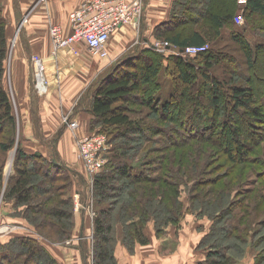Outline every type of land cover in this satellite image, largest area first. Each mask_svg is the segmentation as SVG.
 Returning a JSON list of instances; mask_svg holds the SVG:
<instances>
[{
    "label": "trees",
    "instance_id": "obj_1",
    "mask_svg": "<svg viewBox=\"0 0 264 264\" xmlns=\"http://www.w3.org/2000/svg\"><path fill=\"white\" fill-rule=\"evenodd\" d=\"M215 1L177 0L175 31L160 36L180 52L187 47L208 45L206 52L192 59L164 56L156 52L145 57L138 65L117 64L111 76L104 78V85L98 87L95 93L92 100V114L95 116L92 130L98 125L101 130L97 133L106 134L111 143L119 139L112 149L109 168L99 172L94 181V205L99 208L95 220L98 237L96 264H117L113 254L115 210L112 211L110 200L118 199L120 192L124 197V208L119 215L125 223L126 240L132 252L137 244L149 243L145 227L150 222H153L160 236L168 234L171 225L175 228L180 226L185 205L179 196L184 186L189 189L190 203L192 200L203 202L204 196H209L210 203L207 205L212 212L221 208L216 219L219 220L218 216L225 213L227 215L221 227H217L219 223L215 225L214 220L207 238L201 243L213 249L211 252L215 259L219 258L218 262L213 258L205 264H229L226 260L229 250L247 244L248 239H252L253 235L256 237L258 228L264 225V220L257 218L258 210L264 206V158L259 156L252 159L257 142L264 138V97L262 93L258 94L259 89L234 84L233 80H221L212 71L220 61L234 59L238 66L244 63L251 72H256V63L264 55V44L261 42L252 46L245 31L236 28L237 0ZM245 8L247 26L252 28L249 18L259 17V22L253 23L257 26V31L254 30L257 35L264 34V0H249ZM194 15L198 18L195 19ZM183 16L186 17L184 20ZM201 19H204V25L195 27ZM8 27L9 21L0 4V134L7 133L8 138L7 141H0L3 152L15 145L18 130L14 106L4 83L9 53ZM226 36L238 45L245 60L243 63L215 48ZM163 70L166 76L171 77L173 93L170 99L161 102L156 96L161 89L160 75ZM195 88L197 92L194 94L192 90ZM200 97L205 99L206 104L203 105ZM137 103L153 111L158 109L162 120L171 122L169 127L158 125L157 120L147 121L149 114L143 118H133L131 112L135 109L131 104ZM156 136L166 137L154 139ZM131 142L143 146H158L161 143L162 147H142L144 157L139 161L140 165H135L129 162L134 155L131 154L132 150L136 149ZM194 142L211 145L212 149L206 153L208 166L211 157L222 153L226 155L227 159L220 164L226 166V171L207 180L197 181L196 175H190L187 151ZM174 150H181V155L174 154ZM201 151L203 153L204 150ZM169 153H172L171 156ZM54 158L56 161H49L41 153L30 154L18 143L14 162L16 175L8 188L7 199L14 200L18 208L25 207L29 223L43 235L44 229L49 228L55 235L48 234L52 238L49 239L58 241L72 236L75 213L71 186L62 175L63 171L72 170L64 167L58 156ZM256 163H261L263 169L252 170L251 175L247 173L248 167ZM198 167L199 164L194 163L192 173L196 170L205 173L206 169L203 172V168ZM53 168L61 170V174H57L60 171L53 172ZM255 174L256 177L252 179ZM244 184L246 186L243 188ZM208 187L211 188L206 191ZM197 188L200 191L195 193ZM223 195L229 197L227 202L222 200ZM247 199L248 203L244 201ZM238 205L244 210L240 209L235 216L236 211L232 210ZM186 208L190 213L191 208ZM203 212L202 209L198 215L202 216ZM233 216L235 221L232 220ZM48 236L43 237L48 239ZM211 237H214L213 242L210 241ZM228 240L232 242L227 243ZM253 248L257 249V246ZM263 251L264 248L259 255L256 254V264L264 261ZM0 264L59 263L40 241L21 235L0 245Z\"/></svg>",
    "mask_w": 264,
    "mask_h": 264
},
{
    "label": "crops",
    "instance_id": "obj_2",
    "mask_svg": "<svg viewBox=\"0 0 264 264\" xmlns=\"http://www.w3.org/2000/svg\"><path fill=\"white\" fill-rule=\"evenodd\" d=\"M38 1L0 0L5 9L4 14L9 18L8 38L12 39L6 61V78L9 81L8 90L17 118V137L22 139L65 137L69 130L71 131L64 123V117L68 115H71L72 121L78 122V134L88 135L93 131L92 122L95 119L92 114L93 98L92 95L90 96L93 84L88 90L89 81L85 83L88 72L91 71L94 81L104 72L107 73L105 77L111 76L117 64L125 61L126 64L138 65L148 55L166 50H158L156 43L168 42L160 37L161 34L175 31L174 15L177 0H143L139 20L134 24L123 25L112 34L108 43L109 57L104 59L105 65L102 69H95L92 66L91 61L94 57L88 56L84 50H77L78 44L81 43L75 44L72 48L53 50L50 36L51 23L61 25L65 35H68L71 32L70 13L82 0H48L46 3H38ZM31 5H33L31 12L27 15L26 11ZM236 8V14L239 13L240 8L246 9L241 7L238 1ZM193 17L198 18L197 15ZM185 18L183 16V20ZM202 25L204 19H201L195 27ZM168 43L170 50L178 51L175 45ZM34 56H39L44 65L48 85L45 94H39L35 87ZM164 64L166 65L167 62L165 61ZM82 74L85 78H79ZM85 90L86 93L83 95ZM83 96L88 98L87 104L79 103ZM185 217L178 234L177 228L168 229L167 236L176 238L173 244L170 245L169 241L166 244V241H158L156 238L157 241L150 246L138 244L133 255H129L123 247H119V264H205L215 259L211 252L213 249L200 245L205 233L209 232V226L206 227V232H193L192 226L188 224L192 223V217L189 215ZM202 223L203 221L197 226H202ZM82 229L83 226L81 231ZM254 255L253 252L246 251L243 259L227 255L226 260L229 264L254 263L253 258L256 257ZM218 260L219 258L215 259L217 262Z\"/></svg>",
    "mask_w": 264,
    "mask_h": 264
},
{
    "label": "rangeland",
    "instance_id": "obj_3",
    "mask_svg": "<svg viewBox=\"0 0 264 264\" xmlns=\"http://www.w3.org/2000/svg\"><path fill=\"white\" fill-rule=\"evenodd\" d=\"M0 4L3 6V4L1 2H0ZM33 5H31L30 8L27 9V11H26L27 15L30 14L31 8ZM239 12L242 13L244 18H245L246 9L240 8ZM26 13H24V15ZM24 15H23V17H24ZM7 19H9V18L7 17ZM258 19H259V17L249 18V20L251 21V27L252 28H249L250 26H247L246 23L236 25V28L238 30L245 31L244 34L247 36V38L250 41V43L252 44V46H257L258 43H261V42H263L262 44H264V40H263L264 34L257 35L256 34L257 33L256 32L257 26H254V24H253L254 21H257V23H258L259 22ZM24 20H23V22H24ZM9 30H10V27H8V34H9ZM16 31L18 32V28ZM225 32H227V31H225ZM15 38L16 37L14 36V39ZM8 40L10 41V46H9V49H10L12 39L8 38ZM81 44H78L79 47L77 50H84L85 52H87L86 54L88 56L94 57L95 60L94 59L92 61L90 60L92 62V66L95 69L104 68V65H105L103 62L104 59L93 56L90 53L87 46L83 43H81ZM234 47H235V50H233ZM215 48L221 50L222 52L227 53L230 56L233 55L232 58L236 57V60L240 59L239 60L240 64L245 61L243 58V54L240 52V50H238V45H236L235 41H233L228 36L223 38L221 42L217 43ZM170 49L171 48H168L164 51H159V54L164 55V56L173 55V56H177V57H181V58H185V59H192V58L196 57V56L195 57L194 56L193 57L184 56L183 54L180 53V51H175L174 49L173 50H170ZM97 59L100 62L96 61ZM122 61H124V59H122ZM168 65H169V63H168ZM212 71H213V74L221 80H223V79H227L228 81L233 80L234 84L237 83L239 85H242L243 87H247V86L251 85L252 88L259 89L258 94L262 93L261 95H263V97H264V85L262 84V83H264V55H262L260 57L259 62L256 63V69H255L256 72H254L255 74L253 72H251V70L247 66H245L244 63L241 64V66H238L237 62L234 59L225 60L223 62L220 61L218 63V65L216 64V66L214 67V69H212ZM163 72H164V70H163ZM87 75H86L87 78H85L83 74L80 75L81 77H79V78H85V83L87 81H89L87 84L88 90L91 87L90 85L93 84L91 91H90V96L92 95V98L94 99V96H95V93L97 92L98 87L104 85L103 84L104 80H105L104 77H105V75H107V73L104 72L100 77L95 78L94 81H92L93 78L91 76H93V75H92L91 71H89ZM160 76H161L160 80L162 81L161 89L158 91L159 93L156 97H159L161 99V102H163L164 100L170 99V96L173 93V82L171 80V77L169 78L164 73H162ZM4 83H5V86L8 90L9 89L8 88L9 87V81L6 78V74H5ZM64 85H63V87H64ZM68 92L70 93V89L68 90ZM196 92H197L196 88L192 90V93L195 94ZM85 93H86V90L84 91L83 95H85ZM9 95L11 97V94H9ZM92 98H91V100H92ZM10 99H12V98H10ZM200 100L203 103V105L206 104V101L204 98L200 97ZM79 103H86L87 104L88 98L86 99L83 96L79 100ZM188 105H189V103H188ZM131 106H132V108L135 109L131 112L132 117L135 119L146 117L149 114V116L147 117L148 118L147 121L157 120V121H159L158 125H160L162 127H166V128H168L170 123H171L170 121L162 120V117L159 116L160 113H159L158 109L153 111L152 109L150 110L146 106H144L140 103H137L136 105L131 104ZM65 127H68V126H65ZM100 128H101V126L96 125V128L93 131H91V133L89 132L90 134L84 135V136L78 134V128H77L76 130H74L75 132L69 130L67 136H65V137H53V138H41V139L40 138L22 139V138L17 137L15 145L12 146L9 151L3 152L0 149V176H1V181H0V245L5 244L6 242H8L13 237L21 236L22 234H24L25 236H30L32 238H35L38 241H40L42 244H44L48 248V250L54 255V257L57 259L59 264H85L86 262H87V264H96V247L98 244V237H97L96 231H95V220L97 218L98 211H99L97 209H99V208L95 207V205H94L95 199L93 197V193H94V181H95L96 176L99 173L92 175L88 171V169H87V167H86V165L82 159L83 155L78 148V141L82 137L99 134V133H97V131L101 130ZM208 133H210V132H208ZM101 134H103V133L101 132ZM165 137L166 136H156L154 139L162 140V139H165ZM7 139H8L7 133H1L0 134V141L1 142L3 140L7 141ZM118 140L119 139H116L114 141V143L113 142L111 143V141L108 139L107 149L105 150V153H104V157L106 159V164H105L104 168L100 171V173H102L104 171V169L109 168L108 164H109L111 157L113 155L112 149L116 146L115 143H117ZM18 143H20V146L23 147L26 152H28L30 154L41 153L49 161H51L53 159H54V161H56L54 157L58 156L60 162L64 164V167H67V168L72 170V171H70L71 173L68 171L62 172V175L67 180L66 183L68 182L71 186L70 190H71V193L73 194V197H74L75 225H74L73 234L69 238L64 239V240H58V241L51 240L52 238L50 236L52 235L54 237L55 235L51 230H49V228H45L43 231L44 235L48 236V234H50V236L47 237L48 239H46L45 237H43L44 236L43 233L39 232L37 227L30 224L29 221L26 219L25 207L18 208L17 206H15L14 200H8L7 199L8 188L12 182L13 177L16 175L14 162L16 160V151H17ZM131 143H134V142H131ZM134 145H135L134 148H136V149L132 150L133 152H131V154L132 155L134 154V155H133V157H131V159H129V162H131L132 164H135V165H140L139 161H141L143 159L144 153H145L143 150L146 147L147 148H153V147L157 146L156 144H149V145L146 144L143 146V145H136L135 143H134ZM151 145H153V146H151ZM157 147H162L161 143H159V145ZM188 148H189V150L187 151V154H188V157H189L188 159L190 162V165H189L190 167H189L188 173L190 175H196L197 181L198 180L212 179L214 177H217L218 174L224 173L226 171L225 170L226 168H224L226 166L222 167L220 165L221 163H223L224 159H227V156L224 155L223 153L219 154V156L217 154V156L211 157L209 166H208V164L206 165V163H208V161H209L206 153L210 149H212L210 144L201 145L198 142H194ZM213 148H214V146H213ZM200 149L204 150L203 153H202V151L200 153ZM174 151H172V152H174V154H176L177 156L181 155V153H182L181 150H174ZM171 154L172 153H169V156H171ZM155 155H157V154L155 153ZM259 156H263V158H264V138L261 141L257 142L256 147L253 150L252 159L259 157ZM194 163H198L199 164L198 168L201 169V167H202L203 172L206 169L205 173H201L197 170L195 173H192V166L194 165ZM260 164L261 163H258V164L256 163L253 166L250 165L248 167L247 173H249L251 175L252 170H260L261 171L263 168L260 166ZM228 165H230V164H228ZM240 168L242 169V167H240ZM54 170L55 169L53 168V172L56 171V170L55 171ZM57 171H60L57 173L58 175H60L61 170H57ZM69 173H70V175H69ZM70 177H71V179H70ZM255 177H256V174L252 177V179ZM61 182H63V181H61ZM245 186H246V184H244L242 187L244 188ZM210 188L211 187L205 188V190L207 191ZM236 188H238V187H236ZM124 191L126 192L127 190H124ZM124 191H122V192H124ZM199 191H200V189L197 188L195 190V193L196 192L198 193ZM124 193H122V194H124ZM118 195H119L118 199L110 200L111 201L110 205L112 207V211L115 210L114 218H113L114 219L113 220V222H114V224H113L114 225L113 254L115 256V260H116L117 264H119V260H118V256H119L118 255L119 254L118 248L119 247H123L124 250L129 255H133L135 252V250L132 252V248H129V246H128L129 244L127 243V240H126L125 223L122 220H120L121 215H119V213L124 208V206H123V202H124L123 198L124 197L121 196V192ZM242 197L243 196H241L240 199H242ZM119 198H122V199L119 200ZM228 198L229 197H226L225 195H223L222 200L224 202H227L229 200ZM179 199L184 202L183 205H185V206H184L183 212H185V215L181 221L180 226L176 230L177 234H178L179 230L181 229L180 227L186 218L185 216H187V215L192 217V223H188V224H190V226H192V231L193 232L195 231L196 233L197 232L201 233L203 231L206 232L207 226H209V231H210L211 226L214 224V220H215V225L219 223V225L217 227H221V225L224 224L223 220L227 216L226 213L223 214L222 216H218L219 220H217L216 216H217V214L218 215L220 214L218 211L221 208L218 207V210H216L217 212H214V211L212 212V208H209V206L207 205L208 203H210L209 202L210 201L209 196H204L203 202H201V201H195L194 202L192 200L190 203V201H189V189H187L184 186L182 188V192L179 196ZM244 201L246 203H248L247 202L248 199L244 200ZM250 203H251V201L249 202V204ZM251 206H253V204ZM186 207L191 208L190 213H187L189 211L186 210L187 209ZM229 207H230V205H229ZM242 208L243 207L240 208L239 205L233 208L232 211H234V212L236 211L235 216L237 215V212H240V209H242ZM202 209L204 210L205 213L203 212L204 214H201L202 216H200L198 214H199V211H202ZM243 210L244 209H242L241 211H243ZM28 212L29 211H27V213ZM253 214H255V211ZM257 218L261 221L264 220V206L260 210H258V217ZM229 219H231V218H229ZM225 220H227V219H225ZM232 220L235 221L234 216H233ZM201 221H203V223H202L203 225L197 226V224L201 223ZM205 221H207V222H205ZM81 226H83L82 231H81ZM6 227H9L10 231L8 233L4 234L3 229H5ZM171 227H172V225L170 226V228ZM145 230L149 234L148 236L150 239H149V243H147L143 246H148V245L150 246V245L154 244L155 243L154 241H157L156 238L158 239V241L159 240L166 241V244L169 241L168 243L170 245L173 244V242L176 240V238H174L175 236L174 237H171V236L168 237L167 236L168 234H166L165 236L158 235L156 230H155V226H154L153 222H150L149 224H147V226L145 227ZM258 230H259V232H258L256 237H254L255 235H253V238L251 239L249 236L250 239H248L247 244H243V246L239 245L237 248L232 249V251L229 250V253H227V255H229V256L233 255V257L243 259L244 253L246 252L245 250L249 251V253L253 252V254L259 255V252L262 251V249L264 248V238H262V237H264V225L262 227H259ZM206 233H205V236H203L202 241H204V239L207 238L206 235H208L209 232H206ZM55 234H57V233L55 232ZM231 237H233V235H231ZM49 238H51V239H49ZM171 238H172V240L170 241ZM213 239H214V237L213 238L211 237L210 241L213 242ZM202 241H201V243H202ZM229 242H232V241L228 240L227 243H229ZM137 245H136V247H137ZM253 246H257V249H254ZM236 249H237V251H236ZM70 253H72V255L74 257H72V255L70 256ZM260 255H262V252L260 253ZM263 255H264V253H263ZM85 258H86V261H85ZM222 260L223 259H221L220 262ZM253 260H254V263L253 262H251V263L248 262V263L256 264L255 257L253 258ZM250 261H252V259H250ZM248 263H246V264H248ZM261 264H264V261H262Z\"/></svg>",
    "mask_w": 264,
    "mask_h": 264
},
{
    "label": "built area",
    "instance_id": "obj_4",
    "mask_svg": "<svg viewBox=\"0 0 264 264\" xmlns=\"http://www.w3.org/2000/svg\"><path fill=\"white\" fill-rule=\"evenodd\" d=\"M48 0H39L38 3H46ZM143 0H82L69 16L71 32L65 35L63 27L58 24L50 25V36L53 50L73 47L83 43L90 53L99 58H108V43L112 34L123 25L134 24L139 20L142 12ZM241 7H246L249 0H237ZM37 3V4H38ZM236 24H244L245 18L242 13L235 16ZM23 24V23H22ZM157 49H167L168 42H157ZM209 49L208 45L191 46L182 50L184 56H196ZM35 87L39 94L47 92L44 65L39 56H34ZM64 123L71 131L79 127L78 122L72 121L71 115L64 117ZM75 132V131H74ZM108 137L106 134L89 135L79 139L78 148L83 155V161L92 174H98L105 166L104 157L107 149ZM250 264V263H248Z\"/></svg>",
    "mask_w": 264,
    "mask_h": 264
},
{
    "label": "bare ground",
    "instance_id": "obj_5",
    "mask_svg": "<svg viewBox=\"0 0 264 264\" xmlns=\"http://www.w3.org/2000/svg\"><path fill=\"white\" fill-rule=\"evenodd\" d=\"M12 163V162H11ZM10 231V228L9 227H6L5 229H3V233H8Z\"/></svg>",
    "mask_w": 264,
    "mask_h": 264
}]
</instances>
